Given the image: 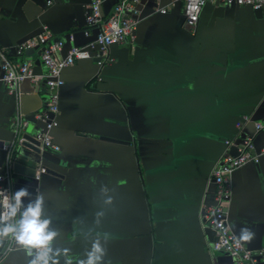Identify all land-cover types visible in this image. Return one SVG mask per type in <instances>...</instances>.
<instances>
[{"label":"crops","instance_id":"obj_1","mask_svg":"<svg viewBox=\"0 0 264 264\" xmlns=\"http://www.w3.org/2000/svg\"><path fill=\"white\" fill-rule=\"evenodd\" d=\"M51 1L0 0V48L11 61L31 59L36 76L46 73L34 63L39 56L17 57L16 44L47 30L63 40L64 56L95 30L83 34L81 4L89 0ZM114 1L100 0V14ZM138 7L133 39L108 49L112 62L98 70L91 59L75 60L63 69L59 123L51 131L60 149L26 153L32 167L43 163L58 175L43 173L32 183L61 232L57 244L74 253L87 246L74 234V219L87 231L103 210L97 230L110 233V264H235L226 253H211L215 234L200 213L215 202L212 170L227 152L225 140L242 134L256 151L264 146V131L255 132L252 122L264 118V8L258 18L249 7L206 3L190 28L180 0H140ZM18 92L5 101L0 83V141L11 138L18 108L28 121L23 134L41 125L35 112L47 100L46 85L25 79ZM3 157L0 149V164ZM16 179L13 173L12 186ZM101 185L110 189L111 205L103 203ZM231 199L233 232L248 227L254 237L244 245L264 247V155L233 172ZM3 252L0 264H25L15 241Z\"/></svg>","mask_w":264,"mask_h":264},{"label":"built area","instance_id":"obj_2","mask_svg":"<svg viewBox=\"0 0 264 264\" xmlns=\"http://www.w3.org/2000/svg\"><path fill=\"white\" fill-rule=\"evenodd\" d=\"M140 0H117L112 6L107 16H101L99 11L100 0H92L90 4L85 5V36L90 35L88 28H97L96 38L83 46L71 47L65 56L60 53L63 50L64 42L61 39L54 38L52 34L44 30L36 36H33L20 44L16 45L14 52L17 57L24 56L26 50L38 48L41 50L38 55L42 66L46 69L44 75L36 76L32 72L33 61H11L6 56L4 50L0 48V83L5 87L9 95L19 97V84L25 79L33 83L45 80L48 90L47 100L41 110L35 112L36 120L40 121L33 137L39 142V147H50L59 150L60 147L52 138L51 131L57 126V117L60 114V94L59 88L64 84L61 73L64 68L72 65L75 60L87 59L92 51H95V57H100L97 62L103 66L107 62H112L113 58L107 57V47L112 44H122L127 37L133 39V30L136 27L137 20L132 18L136 14L137 5ZM182 2V12L185 23L189 26L198 22L202 7L206 3L226 4L236 6H250L254 9L264 6V0H180ZM51 4V1H47ZM158 12L166 13L168 7L157 9ZM115 26V27H114ZM96 46L98 49L95 50ZM13 138L7 143H3L1 150L5 152V158L0 165V189L13 192L11 177L13 175V150L22 145L24 138L23 131L28 126V121L22 117L21 111H16L12 118ZM255 132L264 131V119L254 121ZM240 137V136H239ZM239 137L225 140L227 152L217 161L212 170V180L215 186L214 201L212 205H202L200 218L204 224L209 225L215 234V240L211 245L212 250H221L227 253L235 264H260L259 257L264 256V247L260 249H250L241 241H238L236 235L232 232L228 223L227 208L231 202V176L233 172L247 163H258L259 156L264 154V147L260 148L259 153L255 150L253 138L243 136L240 142ZM235 146L237 155L228 153V148ZM46 168L38 165L35 179L45 173ZM8 246L4 250L5 255L14 248V240L9 239Z\"/></svg>","mask_w":264,"mask_h":264},{"label":"clouds","instance_id":"obj_3","mask_svg":"<svg viewBox=\"0 0 264 264\" xmlns=\"http://www.w3.org/2000/svg\"><path fill=\"white\" fill-rule=\"evenodd\" d=\"M115 27V26H114ZM103 203L111 205L113 197L110 189L101 185ZM103 210L94 214L93 225L87 231H80L75 218L74 234L87 242L81 253H74L70 247L58 245L61 236L58 228L53 227V218L45 215V197L41 192H30L21 187L14 192L0 189V246L12 239L25 252V264H110L106 260L107 243L110 233L98 231ZM254 233L248 227H242L238 241L250 242Z\"/></svg>","mask_w":264,"mask_h":264},{"label":"water","instance_id":"obj_4","mask_svg":"<svg viewBox=\"0 0 264 264\" xmlns=\"http://www.w3.org/2000/svg\"><path fill=\"white\" fill-rule=\"evenodd\" d=\"M47 1H51V0H46V5H48L47 4ZM91 1L92 0H89L88 2H83L82 4H81V7H82V10H83V20H84V24H85V26H86V22H85V5H87V4H90L91 3ZM52 2V1H51ZM117 2V0H115L114 1V3H113V5L115 4ZM227 6V5H226ZM243 7H249V8H251L252 10H253V12H254V15H255V17H258V18H261L262 17V15H263V8H264V6H262V7H260V8H257V9H254V8H252V7H250V6H243ZM137 13L136 14H133L132 15V18L133 19H135V20H137L138 22L140 21V15H139V7H138V5H137ZM108 15V14H107ZM107 15H101V16H107ZM138 24V23H137ZM190 28H192L193 27V25H191V26H189ZM86 29V28H85ZM85 29L83 30V34H84V32H85ZM95 30H94V32H93V36L92 37H88L87 38V40L84 42V44H82L81 46H83V45H85V44H87L88 42H91V41H93L95 38H96V35H97V33H98V29L97 28H94ZM59 39V38H58ZM25 41V40H24ZM23 42V41H22ZM21 43V42H20ZM19 43V44H20ZM16 45H18V44H16ZM112 45H114V44H112ZM74 46H78V45H74V44H70L68 47H67V49H66V53H65V55L67 54V52H68V50L71 48V47H74ZM109 47L110 46H108L107 47V57L108 58H113V56H111L109 53H108V49H109ZM15 48V46L13 47V49ZM63 48H64V46H63ZM98 49V46H96V48H95V50H97ZM34 53H36L37 55H40V53H41V50H39L38 48H33V49H30V50H26L25 51V53H24V55H29V56H31V55H33ZM64 55V56H65ZM91 56L89 57V58H87V59H91V60H93L95 63H96V65H97V68H98V70H100L101 68H102V66H100L99 64H97V62L100 60V57H95L94 55H95V51H92L91 52V54H90ZM82 60H86V59H82ZM35 64H40V65H42L41 64V62H40V60L39 59H37V60H35V62H34ZM98 75V74H97ZM99 76V75H98ZM61 77H62V73H61ZM99 79H100V77H98ZM38 82H40V81H38ZM38 82H37V86H38ZM43 83L45 84V80H43ZM9 97H10V95H6L5 96V101L6 100H8L9 99ZM60 102H61V100H60ZM59 109H60V105H59ZM264 119V118H263ZM242 122L243 121H245L243 118H242V120H241ZM254 121L255 120H253L252 122H253V127H254ZM58 123H59V115H58V117H57V126H58ZM57 126H55V127H57ZM54 127V128H55ZM53 128V129H54ZM52 129V130H53ZM255 130V129H254ZM258 133V132H257ZM52 135V134H51ZM22 137L24 138V141L22 142V145H19V146H17L16 147V149H15V159L13 160V163H12V171H13V173L14 174H16L17 176H19V178L20 179H16L15 180V182L13 183V190L14 191H16V190H18L19 188H21V187H28V190L30 191V192H37V189H38V187H37V185H34L33 183H32V180H36L35 179V173H36V170H37V168L36 167H32V163H33V159L32 158H30V157H28L27 155H26V153H27V150H31V151H33V152H35V153H37V154H39L40 153V148H39V142L38 141H36L35 139H34V137H33V135H31V134H28V133H24L23 135H22ZM242 134H241V136L237 139V142H240L241 140H242ZM12 138H13V133H11V138L10 139H8V140H6V141H0V149H1V147H2V145H3V143H7V142H9V141H11L12 140ZM101 139H104V140H109V141H114V142H119V143H129L128 141H125V140H121V139H118V138H113V137H109V136H102L101 137ZM229 139H231V138H229ZM262 147H264V146H262ZM261 147V148H262ZM223 149H227V146L224 144V148ZM3 153H4V157H3V160H4V158H5V152L3 151V150H1ZM259 151H260V148L257 150V153H259ZM228 153H230V154H232V155H237V148L235 147V146H230L229 147V149H228ZM264 154H261L260 156H259V160H260V157L261 156H263ZM3 160H2V163H3ZM40 161V160H39ZM259 162V161H258ZM1 163V164H2ZM39 163V162H38ZM0 164V165H1ZM255 164H257V163H255ZM42 166H44V164L42 163L41 164ZM45 168H46V170H45V173H52V174H57V172L56 171H54L53 169H51V168H48L47 166H44ZM58 175V174H57ZM22 178H23V180H22ZM231 178H232V176H231ZM24 179H26V180H24ZM37 181V180H36ZM213 181V180H212ZM38 182H39V180H38ZM214 190H215V188H214ZM232 200V199H231ZM213 204H215V202H213ZM229 208V207H228ZM228 208H227V212H228ZM228 223H229V216H228ZM229 226H230V224H229ZM231 228V227H230ZM232 230V229H231ZM232 232H233V230H232ZM234 233V232H233ZM235 234V233H234ZM236 235V234H235ZM236 237L238 238V236L236 235ZM214 242V241H213ZM242 242V241H241ZM243 243V242H242ZM5 245H6V241H5V243L2 245V246H0V257H1V253L3 252V250H4V247H5ZM211 245H212V243H211ZM261 248V247H260ZM260 248H252V249H260ZM251 249V248H250ZM211 253L212 254H220V253H223V254H225V252L224 251H221V250H215V251H211ZM227 254V253H226ZM259 261H260V264H264V256H261V257H259Z\"/></svg>","mask_w":264,"mask_h":264},{"label":"rangeland","instance_id":"obj_5","mask_svg":"<svg viewBox=\"0 0 264 264\" xmlns=\"http://www.w3.org/2000/svg\"><path fill=\"white\" fill-rule=\"evenodd\" d=\"M211 251H215V250H212V249H211Z\"/></svg>","mask_w":264,"mask_h":264}]
</instances>
